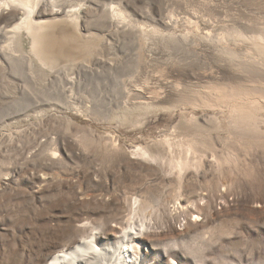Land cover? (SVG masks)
<instances>
[{
	"label": "rangeland",
	"instance_id": "374dc122",
	"mask_svg": "<svg viewBox=\"0 0 264 264\" xmlns=\"http://www.w3.org/2000/svg\"><path fill=\"white\" fill-rule=\"evenodd\" d=\"M60 6L90 38L88 57L101 43V68L118 69L66 106L47 70L0 67V264H46L92 233L121 235L131 217L134 231L150 219L157 251L147 245L144 264H264V0L25 11Z\"/></svg>",
	"mask_w": 264,
	"mask_h": 264
},
{
	"label": "bare ground",
	"instance_id": "6f19581e",
	"mask_svg": "<svg viewBox=\"0 0 264 264\" xmlns=\"http://www.w3.org/2000/svg\"><path fill=\"white\" fill-rule=\"evenodd\" d=\"M31 1L0 0V67L2 69L13 68L21 73L24 70L33 72V69L37 70L35 66H40L43 70L48 71L47 75L49 77L54 76L55 82L50 81L49 83L50 92L56 97L62 98L66 106L75 105L79 100L77 95L81 90L90 88V81L99 79L101 76L105 81H108L106 77L114 75L113 71L116 70L117 66L110 63L107 69H105L106 66L101 68V63H103L101 43L96 48L95 53L88 57L91 54L90 38L76 31V28L80 27V23L78 20L74 24L71 23V20H73L69 17L71 11L60 6L53 9L49 17H42L39 12L25 11ZM81 10L78 9L77 12L81 13ZM162 23L164 26H168L167 22ZM109 26L111 25H108V29ZM21 40H26L29 43L26 52L19 49ZM175 59L177 58L175 57ZM22 77L24 80L28 75H22ZM81 77L83 78L80 79ZM104 80L101 79L100 81L102 91H111L107 88L108 85L104 84ZM64 87L68 88L64 89ZM53 89L56 91L52 92ZM135 93L139 96L142 94L141 91L140 93L135 91ZM24 94L26 95L27 92ZM27 95L31 96L32 94L28 93ZM124 98L125 103H127L129 95H125ZM138 98L141 99V97ZM142 100L145 102L151 100V98L147 99L142 94ZM179 165L178 167H180ZM140 206L141 200L137 197L133 198L131 201V214H138L141 210ZM147 219H144L142 226L134 231L135 228L130 222H135L136 218L131 217L126 223V226H131V228L125 229L121 235L107 237L105 241L101 234L92 233L87 238H82L78 242L75 241L69 246L62 247L55 255L48 256L47 261L45 260L46 264H144L146 260L148 262L149 257L148 254L143 252V249L147 245L152 247V242L146 240L149 238L148 229L150 228V219ZM153 229L156 231V228L153 227ZM165 247L166 251L163 245V252L168 255L167 251L174 250L176 245L166 244ZM152 249L157 251V248L152 247ZM171 262L178 264L174 260H171Z\"/></svg>",
	"mask_w": 264,
	"mask_h": 264
}]
</instances>
